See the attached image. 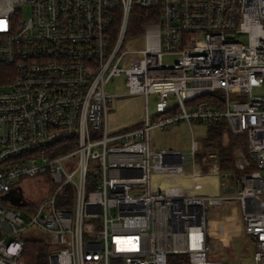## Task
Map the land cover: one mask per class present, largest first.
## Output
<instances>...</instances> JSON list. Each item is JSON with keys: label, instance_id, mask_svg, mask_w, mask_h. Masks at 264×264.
Instances as JSON below:
<instances>
[{"label": "built area", "instance_id": "1", "mask_svg": "<svg viewBox=\"0 0 264 264\" xmlns=\"http://www.w3.org/2000/svg\"><path fill=\"white\" fill-rule=\"evenodd\" d=\"M134 7L158 9V22L145 26L144 50L126 51ZM0 71V264H27L32 240L49 249L47 264H223L208 216L228 185L243 213L242 254L264 264V0H0ZM123 75L147 117L111 135L115 96L105 91ZM216 120L245 138L231 177L210 153L215 193L153 186L154 174L169 184L203 175L193 125ZM180 122L190 153L153 146L152 131ZM63 142L71 151L45 153Z\"/></svg>", "mask_w": 264, "mask_h": 264}, {"label": "rangeland", "instance_id": "2", "mask_svg": "<svg viewBox=\"0 0 264 264\" xmlns=\"http://www.w3.org/2000/svg\"><path fill=\"white\" fill-rule=\"evenodd\" d=\"M25 18H27V7L23 8ZM146 46L144 34L134 38L128 37L124 46L126 51H141ZM141 57L140 54H130L122 63V67H127L130 62ZM175 57H165L164 61L172 63ZM107 94L115 96L108 106V132L111 135L124 132L128 128L136 124L143 123L147 117L146 98L141 94H127L125 87V77H117L112 79L106 86ZM263 94L262 90H255L254 95ZM119 95V96H117ZM123 95V96H122ZM248 96H244L242 100H247ZM149 113L154 116L156 113L155 96L151 95L149 99ZM209 125L207 123H199L193 125V136L199 143L204 142ZM153 146L163 149H173L176 151H184L190 153L192 143V131L186 122H180L171 126L168 130H154L152 131ZM221 182L222 179H221ZM33 185V182H28ZM223 204L213 206L209 209V223L211 226L210 243L217 245L218 249L223 251V237L227 231L231 235L233 252L230 254L224 253L223 264H254L252 255L244 258L242 252L248 241L244 236L243 213L239 200L235 198V192H224ZM14 210H29L30 207L25 208L12 207ZM35 211V209L33 208ZM101 223V221H99ZM31 232L35 233L38 238L43 235L38 230L33 229Z\"/></svg>", "mask_w": 264, "mask_h": 264}, {"label": "trees", "instance_id": "3", "mask_svg": "<svg viewBox=\"0 0 264 264\" xmlns=\"http://www.w3.org/2000/svg\"><path fill=\"white\" fill-rule=\"evenodd\" d=\"M158 9H142L134 7L132 12V18L130 23V30L128 37L142 35V32L146 25L158 22ZM5 71H0V79ZM209 99V96L204 97ZM209 125L208 133L204 138V142L201 143V150L197 157L201 161L203 174H207L212 167V161L208 159L210 153H216L219 159V171L222 175H232L235 167L233 163V151L235 147L241 145L246 146L245 138L234 136L227 123L224 120H219L213 123H207ZM143 123L136 124L135 126L128 128L126 131L140 128ZM71 151L67 148L66 143H60L55 145L52 149L47 150L45 153H49L52 156L62 155L65 152ZM54 152V154H52ZM223 237V251L222 254L216 255L215 259L223 260L224 253L230 254L233 252L231 241V235L229 232H225ZM49 255V249L40 240L28 241L26 244V252L24 259L27 264H47V257ZM169 264H189V257L186 255H171L169 256Z\"/></svg>", "mask_w": 264, "mask_h": 264}, {"label": "bare ground", "instance_id": "4", "mask_svg": "<svg viewBox=\"0 0 264 264\" xmlns=\"http://www.w3.org/2000/svg\"><path fill=\"white\" fill-rule=\"evenodd\" d=\"M160 175L154 174L152 177L153 186L160 187H183L184 189H191L193 193L211 194L215 193L218 188V175L216 169H213L206 175H201L195 179H177L173 183L159 182ZM22 197V196H20Z\"/></svg>", "mask_w": 264, "mask_h": 264}, {"label": "water", "instance_id": "5", "mask_svg": "<svg viewBox=\"0 0 264 264\" xmlns=\"http://www.w3.org/2000/svg\"><path fill=\"white\" fill-rule=\"evenodd\" d=\"M223 178H227L229 179L231 177V175H222ZM18 192H20V195H22L21 193V190H17ZM224 192H232L233 191V188L228 185L226 186L224 189H223ZM10 195H7V196H4L3 198L4 199H9V201L14 205V206H19V207H22L24 206V202H23V199L22 197H17V198H12V197H9Z\"/></svg>", "mask_w": 264, "mask_h": 264}, {"label": "flooded vegetation", "instance_id": "6", "mask_svg": "<svg viewBox=\"0 0 264 264\" xmlns=\"http://www.w3.org/2000/svg\"><path fill=\"white\" fill-rule=\"evenodd\" d=\"M26 191H22V196L26 199V193H25Z\"/></svg>", "mask_w": 264, "mask_h": 264}]
</instances>
